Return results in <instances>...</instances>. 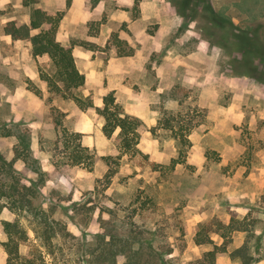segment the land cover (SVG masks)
<instances>
[{
    "label": "rangeland",
    "instance_id": "374dc122",
    "mask_svg": "<svg viewBox=\"0 0 264 264\" xmlns=\"http://www.w3.org/2000/svg\"><path fill=\"white\" fill-rule=\"evenodd\" d=\"M166 1L179 17L175 20L164 14L160 23L149 25V32L159 26L161 29V46L151 55L149 68L159 59L162 64L163 57L183 55L189 59H184L180 67L195 72L206 69L217 83L206 91L204 106L198 104L202 87L198 84H177L161 94L160 103L155 105L158 118L151 126L157 145L149 148L147 157L126 152L117 158L121 135L116 131L107 137L102 131L103 119L95 109L80 108L78 119L72 114L66 116V110L69 113L79 106L73 98L63 97L65 91H50L40 77V72L49 73L62 86L48 55L31 58V46L24 40L7 48L19 60L27 61L34 76L29 78L15 68L16 77H11L0 60V152L13 160L22 149L19 136L28 134L36 161L15 158L12 181L37 180L32 166H39L46 178L39 184L33 203L59 224L53 223L57 235L49 244L37 238L33 229L42 232L44 225L38 226L31 215L0 208V264H7L8 258L2 244L8 239L2 220H17L28 236L17 249L19 256H26L32 263L15 257L16 264H85L82 253L90 248L99 254L96 264H101L108 251L104 243L116 241L119 235L123 240L129 238L128 242L141 237L147 246L155 248L157 255L149 256L153 264H190L202 256L205 248L213 247L195 243V234L205 223L218 218H238L246 230L230 234L228 250L215 264H242L229 257V252L234 244L245 241L254 258L251 264H264V84L231 74L226 51L202 32V14L206 13L203 3L196 7L197 13L186 10V14L196 16L190 19L180 15L171 0L162 3ZM132 3L137 6L139 0ZM206 5L241 28H263L264 35V0H206ZM30 11L23 1L17 8L0 9L3 14L16 16L11 20L19 23L29 21ZM7 21L0 18L2 30ZM91 27L93 30L94 24ZM81 87L74 92L92 99V94ZM168 99H174L177 106L166 108ZM52 105L66 113L63 123L69 130L82 133L81 142L94 153L89 166L65 167L61 163L69 150L55 144ZM151 128L143 124L141 129ZM183 134L191 145L184 161L170 168L171 159L178 155V138ZM107 155L115 157L111 165L117 170L110 180L106 177ZM62 167V173L57 174ZM101 232H105L102 237ZM207 234L214 243L223 241L212 231ZM141 257L144 262L148 260L147 255ZM116 258L118 263L125 260L123 255Z\"/></svg>",
    "mask_w": 264,
    "mask_h": 264
},
{
    "label": "trees",
    "instance_id": "16d2710c",
    "mask_svg": "<svg viewBox=\"0 0 264 264\" xmlns=\"http://www.w3.org/2000/svg\"><path fill=\"white\" fill-rule=\"evenodd\" d=\"M22 1L24 6L31 8L29 23L9 20L4 24L3 31L10 34L13 39L30 41L33 56L42 54L49 56L56 68L55 73L62 82V86H60L52 75L40 72V77L47 82L49 90L65 91L62 94L63 97L73 98L81 109H95L96 115L103 119L102 131L107 137L118 131L121 135V141L118 148L120 154L117 155V158H121L122 154L126 152H130L134 156L142 155L147 157V154H143L138 148L143 121L137 116L125 112L123 107L116 102L113 91H109L103 96L101 105H94L89 96L81 97L74 92L84 84L85 77L75 65L72 47L64 46L56 39V29L63 13L61 11H57L54 14L48 13L43 8L35 6L38 0ZM171 2L175 5L180 15L190 17V19H194L196 16L195 14L193 16L186 14V10L191 9L195 12L196 7L203 3L206 13L202 14V20L204 21L202 32L212 44L226 51L230 57L229 68L231 74L251 77L257 82L264 84V35L262 27L261 31L257 28H241L232 19L212 10L209 5H206V0H171ZM112 44L117 47L116 54L118 56L130 55L134 51L133 47L119 39L117 33L112 34ZM67 91L70 93L67 94ZM65 114L57 106L52 105L50 107V116L53 119L56 131L55 144L62 145L64 150H69L68 154H66V160H62L61 163L65 164V167L68 165L89 166L93 162L94 153L81 142V132L71 131L64 125L63 117ZM188 129L189 132L190 128ZM151 132L154 133L155 129L151 128ZM19 138L22 149L18 150L15 158L35 162L36 159L31 155L28 134L23 132ZM178 139V155L171 159L170 168H174L177 163L184 161L185 152L191 145L186 134H183ZM15 158L7 160L0 152V200L3 201L0 204V208L6 207L12 212L22 211L31 215L38 226L44 225L41 228L42 232L37 228L33 229L37 238L49 243L51 238L57 235L53 223L59 224V221L55 219L49 220L46 211L33 203V198L38 193L39 184L43 183L46 178L45 172L39 166H32V169L38 175L37 180L29 179L30 183L22 182L18 179L12 181L15 174L13 165ZM104 159L109 166L106 177L110 180V177H113L117 171L111 165L115 157L107 155L104 156ZM116 163L118 164V162ZM65 167L57 171V174H61ZM1 223L4 232L8 235V239L2 242L8 252L7 264H16L14 263L15 257H20L25 260L24 262L32 263L26 256H19L18 254V245L28 239L26 232L20 228L18 221L2 220ZM235 230H246L238 218H231L229 221L218 218L205 223L195 234L194 240L197 244L208 243L212 244L213 247L204 251L200 258L190 264H214L220 254L227 252L231 242L230 234ZM203 231L205 232L204 235ZM209 231L222 237L223 241L220 244L214 243L211 234H207ZM104 235L105 232L99 234L101 237ZM119 236L116 241L104 243L108 247V251L104 252L106 257L101 264H153L149 256L155 257L157 255L155 248L150 245L147 246L141 237H133L132 241L128 242L127 239L129 238L123 240L124 237L122 238V235ZM126 246L128 253L125 252ZM143 254L148 257L145 262L141 257ZM118 255L125 256V260L118 263L116 258ZM229 256L232 259H238L242 264H251L254 260L249 252L247 241L231 250ZM82 258L85 264H96V258H99V254H95L94 250L90 248L82 253Z\"/></svg>",
    "mask_w": 264,
    "mask_h": 264
},
{
    "label": "crops",
    "instance_id": "0c3cea01",
    "mask_svg": "<svg viewBox=\"0 0 264 264\" xmlns=\"http://www.w3.org/2000/svg\"><path fill=\"white\" fill-rule=\"evenodd\" d=\"M20 5L22 0H0V9L6 6L17 8ZM38 6L51 14L57 11L63 13L56 29V39L62 45L72 47L75 65L85 77L81 88L84 92L92 94L94 105H101L103 96L113 91L116 102L125 112L137 116L151 128L158 118L155 105L160 103L161 94L165 90H170L177 84L185 87L198 84L202 86L198 104L204 106L206 91L217 83L211 80L206 69L195 72L180 67L181 63H185L184 59H189L183 55L176 58L163 57L162 64L159 59L152 62L151 69L149 68L151 55L161 46L160 26L156 31L149 32V25L153 22L160 23L164 14L172 15L175 20L179 17L167 1L162 3V0H139L138 5L134 6L132 0H40ZM2 17L5 20L16 19V16L0 12V18ZM25 21L29 23L28 20ZM113 32H117L120 40L133 47L132 54H116V47L110 42ZM20 40L22 39H13L0 28V60L11 77H16V68L32 78L34 72L27 61H21L7 52V48ZM24 41L29 42L31 46L30 41ZM43 55L45 54L33 56L31 53L30 56L33 58ZM214 75L216 78H213L218 80V76ZM176 106L174 99L165 102L168 109ZM76 109L78 110L69 113L66 110V116L72 114L78 119L81 110L79 107ZM79 128L75 130L82 131ZM194 135L195 133L192 134ZM156 145L152 132L149 129H141L138 148L148 154L149 148ZM239 245L241 244H234L233 248ZM207 250L209 248H205V251ZM223 254L217 259L223 257Z\"/></svg>",
    "mask_w": 264,
    "mask_h": 264
}]
</instances>
